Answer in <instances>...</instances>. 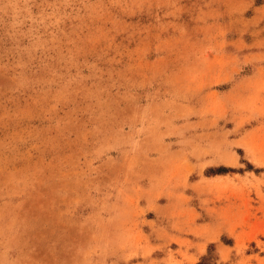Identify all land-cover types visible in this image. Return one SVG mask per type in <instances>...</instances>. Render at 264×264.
Listing matches in <instances>:
<instances>
[{
  "label": "rangeland",
  "instance_id": "1",
  "mask_svg": "<svg viewBox=\"0 0 264 264\" xmlns=\"http://www.w3.org/2000/svg\"><path fill=\"white\" fill-rule=\"evenodd\" d=\"M199 262L264 264V0H0V264Z\"/></svg>",
  "mask_w": 264,
  "mask_h": 264
},
{
  "label": "trees",
  "instance_id": "2",
  "mask_svg": "<svg viewBox=\"0 0 264 264\" xmlns=\"http://www.w3.org/2000/svg\"><path fill=\"white\" fill-rule=\"evenodd\" d=\"M216 170L219 171V172H222V171L229 170V168H226V167H218ZM205 258L206 257H203L202 260L205 259ZM199 264H200V262H199Z\"/></svg>",
  "mask_w": 264,
  "mask_h": 264
}]
</instances>
